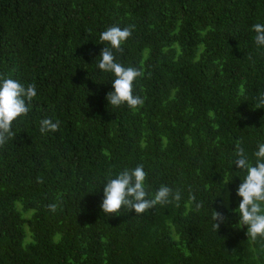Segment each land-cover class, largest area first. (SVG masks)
<instances>
[{"label":"trees","instance_id":"obj_1","mask_svg":"<svg viewBox=\"0 0 264 264\" xmlns=\"http://www.w3.org/2000/svg\"><path fill=\"white\" fill-rule=\"evenodd\" d=\"M257 23L264 0H0V75L37 91L0 146V264H264V240L234 211L236 141L253 165L264 143ZM111 26H134L114 55L144 72L138 110L106 99ZM45 118L59 130L41 133ZM138 165L149 199L166 185L181 200L104 214L109 173Z\"/></svg>","mask_w":264,"mask_h":264},{"label":"clouds","instance_id":"obj_2","mask_svg":"<svg viewBox=\"0 0 264 264\" xmlns=\"http://www.w3.org/2000/svg\"><path fill=\"white\" fill-rule=\"evenodd\" d=\"M134 26L121 29L118 26H111L100 34V41L105 46L100 53L98 67L100 70L112 73L114 80L112 86L114 91L107 94L106 99L113 107H120L126 104L130 109L138 110L144 105V99L135 94V82L137 78L143 77L144 72L133 68L125 67L116 61L114 51L123 52V45L132 36ZM255 32L254 41L257 46L264 47V24L253 25ZM37 96L36 85L24 84L15 79L0 75V146L13 138L16 133L13 125L22 117L27 116L30 111V104ZM256 108H264V93L257 98ZM59 130V121L45 118L41 121L40 132L47 133ZM243 141H236V159L233 161L241 171L246 174L242 177L243 182L239 185L237 195L241 197L239 207L234 211L238 213L239 225L247 226V236L250 240L258 238L264 240V143L258 145V151L254 153L256 162L253 165L245 149ZM147 173L143 165L134 169L125 168L115 178L111 172L107 182L104 184V198L101 204L103 213L108 216H120L125 209L134 210L136 215L145 214L148 210L157 205H166L181 200L179 191L173 190L166 185H161L155 192L154 198L149 199L146 191ZM42 183V178H38ZM195 201L196 197H190ZM57 204H50L48 208L53 213L57 211ZM203 207L197 203L196 208ZM212 219L215 221L213 228H220L221 223L226 222V217L219 211H213Z\"/></svg>","mask_w":264,"mask_h":264},{"label":"rangeland","instance_id":"obj_3","mask_svg":"<svg viewBox=\"0 0 264 264\" xmlns=\"http://www.w3.org/2000/svg\"><path fill=\"white\" fill-rule=\"evenodd\" d=\"M223 197H224V199H226L228 197V192H225Z\"/></svg>","mask_w":264,"mask_h":264}]
</instances>
